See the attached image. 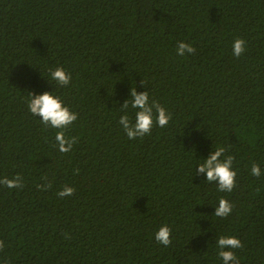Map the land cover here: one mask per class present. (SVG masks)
<instances>
[{
    "label": "trees",
    "instance_id": "1",
    "mask_svg": "<svg viewBox=\"0 0 264 264\" xmlns=\"http://www.w3.org/2000/svg\"><path fill=\"white\" fill-rule=\"evenodd\" d=\"M179 41L195 52L178 56ZM57 66L78 115L66 153L25 102L55 90ZM135 85L172 119L129 140L118 119ZM216 144L235 157L230 193L194 171ZM252 163L264 170V0H0V178L21 177L0 184V264H220L216 235L241 241L238 264H264ZM165 223L167 246L153 236Z\"/></svg>",
    "mask_w": 264,
    "mask_h": 264
},
{
    "label": "clouds",
    "instance_id": "2",
    "mask_svg": "<svg viewBox=\"0 0 264 264\" xmlns=\"http://www.w3.org/2000/svg\"><path fill=\"white\" fill-rule=\"evenodd\" d=\"M245 51V41L236 39L232 43V52L234 56H240ZM195 48L183 41L177 42L176 54L184 56L192 54ZM40 70V69H39ZM41 72V70H40ZM46 80L55 82L54 91H44L42 93H34L29 91L26 97V104L29 113L34 117H39V122L44 125L45 130L52 129L54 131L55 147L58 151L69 152L73 144L76 142L75 137L65 135V129L77 121L78 115L73 111L59 94V88L67 86L71 83L72 75L65 68L57 66L55 68H47ZM122 113L119 116L118 124L123 133L129 140L143 138L151 133L153 126L161 128L166 127L172 119L171 113L150 96L149 91L138 92L136 85L130 90L129 97L121 106ZM131 110V114H130ZM225 146L216 144L212 146L211 151L206 158L197 159L195 162V173L203 174L204 183H214L220 192H232L236 184L237 171L234 168L233 155H226ZM262 168L257 163H252L250 174L255 177L262 175ZM0 184L8 188L21 187V177L19 175L14 178H0ZM74 189L64 186L57 193L60 197L69 196ZM214 207V217L224 218L231 214L233 205L224 197L218 198V202ZM172 230L165 223L161 225L153 234L154 239L161 245L167 246L171 242ZM216 258L220 264H238V257L234 254V249L242 247L241 241L234 235H216L215 237Z\"/></svg>",
    "mask_w": 264,
    "mask_h": 264
}]
</instances>
